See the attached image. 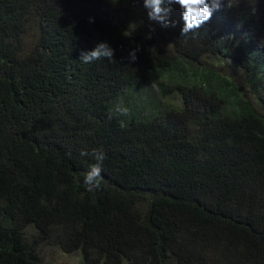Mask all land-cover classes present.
<instances>
[{"label": "trees", "instance_id": "1", "mask_svg": "<svg viewBox=\"0 0 264 264\" xmlns=\"http://www.w3.org/2000/svg\"><path fill=\"white\" fill-rule=\"evenodd\" d=\"M221 2L181 35L179 5L0 0V264H264V0Z\"/></svg>", "mask_w": 264, "mask_h": 264}, {"label": "clouds", "instance_id": "2", "mask_svg": "<svg viewBox=\"0 0 264 264\" xmlns=\"http://www.w3.org/2000/svg\"><path fill=\"white\" fill-rule=\"evenodd\" d=\"M171 5H179L182 10V19L184 26L181 30V35H187L189 32H193L199 29L203 24L208 22L213 14V11L219 10L222 7L221 0H144V7L149 9L148 17L150 20H154L162 23L164 26H168V15ZM138 49H134L129 54V62H135L137 59L136 52ZM84 63H91L101 59H107L109 61L114 60V49H112L106 42H99L96 46L87 53H81L79 58ZM127 116L129 109L121 105H116L112 110L111 115ZM120 126L125 127V122L120 120ZM82 156H87V152H81ZM95 160L98 162L91 166L90 170L83 174V184L88 192H95L101 189L103 183V177L101 175V163L105 159V153L103 151H96L93 153ZM79 183V177L76 178Z\"/></svg>", "mask_w": 264, "mask_h": 264}, {"label": "rangeland", "instance_id": "3", "mask_svg": "<svg viewBox=\"0 0 264 264\" xmlns=\"http://www.w3.org/2000/svg\"><path fill=\"white\" fill-rule=\"evenodd\" d=\"M38 248L41 250L44 260L49 264H76L75 255L59 254L44 248L40 244H38Z\"/></svg>", "mask_w": 264, "mask_h": 264}]
</instances>
